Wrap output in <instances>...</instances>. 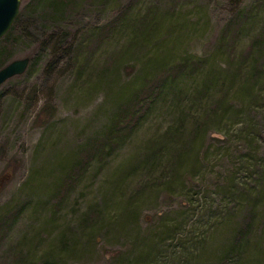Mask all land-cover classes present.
<instances>
[{"label":"rangeland","instance_id":"obj_1","mask_svg":"<svg viewBox=\"0 0 264 264\" xmlns=\"http://www.w3.org/2000/svg\"><path fill=\"white\" fill-rule=\"evenodd\" d=\"M24 58L0 264H264V0H24Z\"/></svg>","mask_w":264,"mask_h":264},{"label":"water","instance_id":"obj_2","mask_svg":"<svg viewBox=\"0 0 264 264\" xmlns=\"http://www.w3.org/2000/svg\"><path fill=\"white\" fill-rule=\"evenodd\" d=\"M24 0H0V39L10 30L19 14ZM29 60L27 58L14 60L0 69V87L10 78L23 74Z\"/></svg>","mask_w":264,"mask_h":264},{"label":"trees","instance_id":"obj_3","mask_svg":"<svg viewBox=\"0 0 264 264\" xmlns=\"http://www.w3.org/2000/svg\"><path fill=\"white\" fill-rule=\"evenodd\" d=\"M166 57H163L162 55L160 57H157L153 60L155 62V68L159 67L165 61ZM126 97V96H125Z\"/></svg>","mask_w":264,"mask_h":264}]
</instances>
